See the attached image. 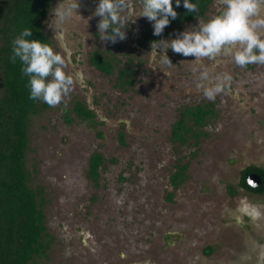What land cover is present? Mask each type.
Listing matches in <instances>:
<instances>
[{"label":"rangeland","instance_id":"obj_1","mask_svg":"<svg viewBox=\"0 0 264 264\" xmlns=\"http://www.w3.org/2000/svg\"><path fill=\"white\" fill-rule=\"evenodd\" d=\"M59 2L49 11L45 33L61 52L48 27ZM98 3L80 0V16L69 30L73 66L67 71L81 72L83 84L71 92L67 107L41 102L30 117L26 167L31 188L43 191L39 202L53 240L47 257L32 264H264V194L240 187L245 168H264V65L241 69L227 58L205 61L213 76H232L227 93L209 100L188 63L194 57L169 49L172 67L151 59V44L142 41L147 18H134L124 41L102 42L100 18L90 19ZM215 14L213 0L200 19ZM198 23L164 31L158 41ZM98 50L116 61L114 75L91 64ZM126 66L133 74L124 88L118 71ZM76 102L95 112L96 127L73 112L68 123L66 110ZM207 104L215 114L202 137L173 144L172 126L181 112ZM95 152L106 159L98 184L88 176ZM178 164H189L188 176L173 188Z\"/></svg>","mask_w":264,"mask_h":264},{"label":"trees","instance_id":"obj_2","mask_svg":"<svg viewBox=\"0 0 264 264\" xmlns=\"http://www.w3.org/2000/svg\"><path fill=\"white\" fill-rule=\"evenodd\" d=\"M58 0H0V264H32L36 258L47 257L52 246V238L47 232L46 215L43 209V191H34L30 186V173L27 171L26 158L30 143V117L40 112L39 101L29 98L28 78L23 75L19 60L13 63L12 41L24 29H31L32 37L52 46L45 33V21L49 11ZM198 11L189 13L181 6L173 8L178 13L175 20L164 31L177 28L183 23H193L204 18L213 0H191ZM151 24L142 32L144 44L157 42L161 36H155ZM91 64L102 74L112 76L117 71V64L98 50L90 56ZM118 82L126 88L132 85L133 70L126 66L118 71ZM44 107H47L45 104ZM89 125L96 127V114L83 102H76L72 109L66 110L68 123L73 120L69 113ZM212 104L186 108L173 124L171 141L173 144H187L192 138L200 139L202 131L214 116ZM102 137L103 134L101 133ZM123 138V136L121 137ZM106 163L105 157L95 152L90 158L89 178L98 184L101 168ZM189 164H178L170 181L173 188L180 187L187 179ZM257 173L262 178V185L252 189L247 179ZM240 187L258 195L264 194V168L249 166L241 173ZM173 198V194L170 195ZM213 252L209 248L208 254Z\"/></svg>","mask_w":264,"mask_h":264},{"label":"clouds","instance_id":"obj_3","mask_svg":"<svg viewBox=\"0 0 264 264\" xmlns=\"http://www.w3.org/2000/svg\"><path fill=\"white\" fill-rule=\"evenodd\" d=\"M180 6L181 0H176V7ZM80 7V0H60L50 13L48 27L54 32L53 40L63 54L48 43L28 39L33 35L31 29L22 30L13 39L10 59L22 64L31 100L51 108L62 104L67 107L71 92L78 84H83L81 72L67 71L73 66L69 30ZM183 7L189 13L198 11L191 0H183ZM215 7L217 14L207 21L198 19L197 26L188 28L175 39L153 42L148 53L153 61L159 57V64L167 67L173 66L167 54L169 49L183 57H194V61L188 63L193 65V73H198L197 86L209 100L227 93L232 76L229 73L213 76L205 61L219 63L227 58L241 69L251 64L264 65V0H215ZM177 16L173 0H99L90 19L100 18L97 28L102 42L116 44L127 38L126 29L130 23H135L134 18L135 21L147 18L152 23L153 34L161 36L170 18L175 20ZM81 40L88 41L84 34Z\"/></svg>","mask_w":264,"mask_h":264},{"label":"water","instance_id":"obj_4","mask_svg":"<svg viewBox=\"0 0 264 264\" xmlns=\"http://www.w3.org/2000/svg\"><path fill=\"white\" fill-rule=\"evenodd\" d=\"M247 183L252 189H258L262 185V178L259 174L253 173L249 175Z\"/></svg>","mask_w":264,"mask_h":264}]
</instances>
